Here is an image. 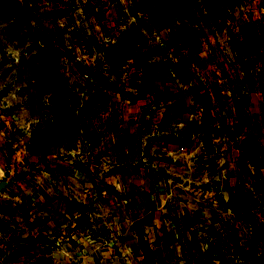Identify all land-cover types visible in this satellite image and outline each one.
I'll return each mask as SVG.
<instances>
[{
    "label": "rangeland",
    "instance_id": "obj_1",
    "mask_svg": "<svg viewBox=\"0 0 264 264\" xmlns=\"http://www.w3.org/2000/svg\"><path fill=\"white\" fill-rule=\"evenodd\" d=\"M262 31L264 0H0V119H10L4 136L8 162L0 166V181L32 184L49 178L45 169L60 158L87 170L105 134L99 119H153L158 105L180 92L188 96V105L169 103L161 119H187L188 129L202 119L198 132L207 133L196 136L205 149L193 156L198 168L187 173L191 180L214 183L228 176L233 186L230 200L222 199L233 220L212 219L213 205L201 204L206 212L184 222L187 227L199 225L195 232L178 234L188 264H264V143L259 146L252 135L234 144L225 139L229 159L222 166L207 155L213 146L208 131L215 120L233 118V107L242 103L238 97L249 87L264 94ZM146 83L178 92L172 97L160 88L152 92ZM61 127L68 137L90 139L85 153H63L56 159L51 149L58 140L50 132ZM113 127L108 124V132H114ZM42 130L48 131L47 140H42ZM142 131L135 132V154L124 152V140L118 142L115 149L122 148V155L108 157L107 166L112 172L131 173L140 187L151 191L133 186L127 190L131 198L147 194L145 199H151L163 192L157 188L171 176L161 175L163 159L148 156ZM184 136L182 145L194 142ZM180 151L186 152L183 147ZM226 164L227 173L222 172ZM215 165L222 176L216 175ZM176 172V179L182 180L185 172ZM104 175L91 178L102 181ZM98 185L92 188L91 208L85 214L98 209L104 188ZM182 190L176 188V196ZM130 205L134 203L124 202L122 210L129 212ZM178 211L179 204H172L171 212ZM141 241L142 264L155 261L153 247L143 236Z\"/></svg>",
    "mask_w": 264,
    "mask_h": 264
},
{
    "label": "crops",
    "instance_id": "obj_2",
    "mask_svg": "<svg viewBox=\"0 0 264 264\" xmlns=\"http://www.w3.org/2000/svg\"><path fill=\"white\" fill-rule=\"evenodd\" d=\"M261 33L264 43V31ZM147 84L149 83L143 85ZM147 86L150 87H146V90L152 92L160 88L158 86L154 88L152 84ZM188 87L184 86L186 92L189 90ZM249 88L248 92H243L242 96L238 97L242 103L240 105L237 103L238 105L233 107L236 109V115L231 119H216L212 125L213 129L208 131L213 137V146L211 154L207 155L214 157V162L219 166L229 159L227 158L229 152L226 150L228 147L224 146L225 139L234 144L237 140L252 135L256 143L259 142V146H263L264 94L258 88ZM160 89L171 97L176 96L175 92H178V89L175 91L172 87ZM188 100V96L179 92L175 99L158 105L153 119H99L103 124L101 131L105 134L93 151L94 157L88 163L87 170L83 171L72 161L57 158L68 152L85 153L87 143L90 145V139L84 136L82 140H77L76 134L68 137L70 134L64 127L55 129L57 133L51 131V136H56L60 143L57 142L51 149L52 153H56L57 160L53 162L51 168L45 169L49 178L41 177L32 184L12 182L7 191L0 194V264H142L144 258L142 236L157 255L155 261L146 264H188L178 234L183 236L198 230V224L187 227L184 222L187 218L206 212L201 204L213 205L216 215L212 219L216 220V217L234 219L232 211L222 205V199L229 201L230 191L233 190L228 176L214 183L208 179L191 180L192 175L190 172L187 173L189 168L194 170L198 168V159L193 156L204 153L205 148L201 147L203 143L199 144L196 139V136L207 134L198 132L202 119H198V124L189 129L187 119H161L169 103H180L184 106ZM187 105L188 103L185 106ZM238 107H241V110ZM243 108L246 113L242 112ZM9 123L10 119H0V166L8 162L4 157L7 151L4 136L9 133L7 126ZM110 123L114 124V132H108L107 126ZM139 128L143 129L140 138L143 142H148V156L163 159L161 164L166 167H160V172L165 169L171 176L167 183H160L158 186L157 190L163 192L154 193L151 199H145L147 194L131 198L133 193H128L127 190L133 186H137L145 193L151 191L148 187L144 188L143 184L140 187L139 181H135L131 173L122 174L118 169L112 172L107 166L108 157L114 154L121 156L122 148L130 156L135 154V132ZM45 132L43 130L40 132L42 140L48 139V131ZM62 132H65L64 135ZM184 135L186 138H193L194 142L182 145L180 138H185ZM18 136L21 142H25V137L20 134ZM123 140L124 146L117 151L115 144ZM182 147L186 152L180 151ZM111 148L117 153L110 151ZM52 153L50 157L53 156ZM174 158L179 164L173 163L176 161ZM185 159L187 163L184 162ZM219 166L215 165L216 175L222 176L223 173L218 172ZM227 166L229 164L222 168V172L227 173ZM10 168L16 170L14 165ZM176 171L185 172L182 180L176 179L174 176L178 175ZM101 172L105 174L102 181H94L91 178ZM143 175L144 173L139 179L140 182L144 180ZM129 182L134 183L131 185ZM97 184L104 186L97 204L98 209L93 214L89 212L85 214L84 210L91 208L92 188ZM150 184L148 183V186ZM176 188L183 189L178 196ZM203 189L209 191L203 192ZM124 198L128 200L123 201ZM124 202L134 203L129 206L131 208L129 212L122 210ZM172 204H179L178 212H171ZM81 218L83 222H80Z\"/></svg>",
    "mask_w": 264,
    "mask_h": 264
},
{
    "label": "water",
    "instance_id": "obj_3",
    "mask_svg": "<svg viewBox=\"0 0 264 264\" xmlns=\"http://www.w3.org/2000/svg\"><path fill=\"white\" fill-rule=\"evenodd\" d=\"M161 175L165 178L168 179L170 175L167 173L165 169L161 170ZM10 186V182H8L6 179H2L0 181V194L6 190Z\"/></svg>",
    "mask_w": 264,
    "mask_h": 264
}]
</instances>
